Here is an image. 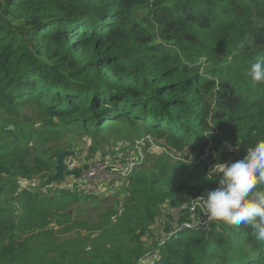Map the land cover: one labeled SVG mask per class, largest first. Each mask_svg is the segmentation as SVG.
Returning <instances> with one entry per match:
<instances>
[{"label": "trees", "instance_id": "1", "mask_svg": "<svg viewBox=\"0 0 264 264\" xmlns=\"http://www.w3.org/2000/svg\"><path fill=\"white\" fill-rule=\"evenodd\" d=\"M257 57L264 0H0V198L20 190L18 209L0 205V264H264L250 227H218L198 199L218 187L213 166L264 141V84L249 76ZM110 128L143 142L107 163L136 164L122 219L88 210L105 184L56 189L92 163L43 187L72 151L66 134L105 139ZM150 149L163 159L146 170ZM195 202L197 219L180 217L174 233L172 212ZM160 220L167 234L155 241Z\"/></svg>", "mask_w": 264, "mask_h": 264}, {"label": "clouds", "instance_id": "2", "mask_svg": "<svg viewBox=\"0 0 264 264\" xmlns=\"http://www.w3.org/2000/svg\"><path fill=\"white\" fill-rule=\"evenodd\" d=\"M248 36L239 45L244 48ZM249 76L253 84H264V57L252 63ZM238 150V149H237ZM192 163V159L187 160ZM218 175V187L210 191L204 201L209 222L236 228H251V236L264 241V141L247 148L243 160L234 163H217L207 178Z\"/></svg>", "mask_w": 264, "mask_h": 264}, {"label": "rangeland", "instance_id": "3", "mask_svg": "<svg viewBox=\"0 0 264 264\" xmlns=\"http://www.w3.org/2000/svg\"><path fill=\"white\" fill-rule=\"evenodd\" d=\"M23 114L28 115L29 113L28 112L26 113V111H25V112H23ZM36 124L39 126V123H36ZM11 127L9 129H11ZM11 130H13V129H11ZM66 135H73V139L71 140V146H70L72 148V151H67V152H72L73 155L67 157V158L71 157L72 159H68L65 165H66V167L70 166L73 169H75L76 166H82L83 167L84 165H89L91 163H92V165H94L95 161H100L102 163L106 162V164H107V163H109L108 160L122 161V160H125L126 157L132 158L135 155H137V150H138L137 148H139L141 150V146L143 143L140 140L136 141L139 137L133 136L130 131L118 132V131L114 130L113 128H110L109 131L104 135L105 139L98 138L97 140H94V139L92 140L90 137H86L82 134H79L78 132H73V134L68 133ZM227 147H228L229 151L235 152V149L232 145H227ZM142 151H143V149H142ZM148 155H149L151 161H148V164L146 166V170L151 169V165H153V163L156 159H160V160L163 159V154H161L158 150H155V149H150L147 153H145V156H148ZM234 158L235 157H232L228 163L229 164L234 163L235 162ZM238 160H243V159H239L237 157V161ZM87 170H83L77 180L75 177H72V178L68 177L67 178L68 181L66 183V186L60 184V186H58L56 189H58V190L73 189L74 182L76 184H78L80 187V178H81L82 174L84 172H86ZM66 172H67V170H66ZM64 176H65V174H64ZM123 182L124 181H121V180L120 181H113V183L107 182L105 184V186H106V188L107 187L108 188L104 192L99 194L100 201L99 202L95 201V202L89 203V205L87 206L88 210L91 211L94 209H102V208H104L103 210H112V209H115L116 211L121 210V219H122V215H123L122 208L124 207V201L130 197V194L127 192V187L125 186V184ZM38 184H39V179H35L30 183L23 182L21 184V186L22 187H29L30 186V188H35L38 186ZM54 184H56V183H54ZM54 184H52V185H54ZM22 187H21V189H22ZM79 190H81V188ZM18 193H20V190H19V192L11 191L8 196L1 197L0 198V205L4 206L3 208H6V207L11 208L12 207V208L18 209L19 208L18 201L17 200L14 201V198ZM116 196H118V198H116ZM100 203H106V204L102 205ZM191 207H194V210H191ZM191 207L190 208H184L183 211H179L176 209V211L174 210L175 215H173V213H174V211H173L172 216L178 215L180 217H183L184 215L185 216L190 215L189 219H192L194 213H196L198 209L201 210V208H200V204L197 205V202L193 203ZM162 208H163V210L167 209V205H164ZM89 211H87V213L90 216H92L94 214L96 216L99 215L98 213H96L97 211H95L94 214H91ZM193 218L197 219L196 217H193ZM161 221L162 220H160L158 223H160ZM164 222H166V221L164 220ZM196 222H198V220H194V222H192V223H194L193 227H191L188 224L183 225L182 227L185 230L186 229L187 230L193 229L197 225ZM179 224L180 223L178 220L174 224V226L177 227ZM178 229H179V226L177 228H173V230H177L174 233H177ZM123 234H124V230H123V228H121V235H123ZM152 234L154 236L153 237L154 240L157 241V240H160V238H164L165 237L164 235H166L167 233L165 231V227H163L160 223V227L154 228L152 231ZM72 235H74V232L72 233ZM7 243H10V242H7ZM157 259H159V253L158 252L152 256H149L148 258L146 257L145 260L142 261V263H153Z\"/></svg>", "mask_w": 264, "mask_h": 264}, {"label": "built area", "instance_id": "4", "mask_svg": "<svg viewBox=\"0 0 264 264\" xmlns=\"http://www.w3.org/2000/svg\"><path fill=\"white\" fill-rule=\"evenodd\" d=\"M134 162H129L126 164H116L112 168L100 161H95L86 172H84L80 178V188L85 194L98 192L100 187L104 186L107 182L113 183V181H123L127 179L133 172L135 167ZM86 173V174H85ZM187 206H182L179 211H183ZM191 210H194V207H191ZM176 211V210H175ZM175 211L173 215H175ZM176 223L180 216H173Z\"/></svg>", "mask_w": 264, "mask_h": 264}, {"label": "water", "instance_id": "5", "mask_svg": "<svg viewBox=\"0 0 264 264\" xmlns=\"http://www.w3.org/2000/svg\"><path fill=\"white\" fill-rule=\"evenodd\" d=\"M13 129V127H11ZM72 152H64L61 153L57 158V164H56V172L52 177H49L43 184V187L51 186L54 183H63L65 182V172L67 170V167L65 165V159L68 156H72Z\"/></svg>", "mask_w": 264, "mask_h": 264}]
</instances>
